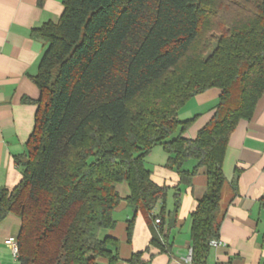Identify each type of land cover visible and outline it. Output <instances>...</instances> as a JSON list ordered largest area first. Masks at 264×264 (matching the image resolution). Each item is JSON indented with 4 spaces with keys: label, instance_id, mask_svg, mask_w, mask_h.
<instances>
[{
    "label": "trees",
    "instance_id": "16d2710c",
    "mask_svg": "<svg viewBox=\"0 0 264 264\" xmlns=\"http://www.w3.org/2000/svg\"><path fill=\"white\" fill-rule=\"evenodd\" d=\"M226 2L62 0L56 23L31 30L45 44L31 77L39 92L28 101L34 126L14 159L19 183L0 188V222L9 214L20 220L19 264L117 263V242L98 235L115 226L120 183L133 215H150L161 202L150 245L164 251L161 226L165 219L167 230L176 226L181 189L199 169L207 185L190 215V264H207L223 218L229 137L264 94V0ZM211 88L220 90L212 118L195 139L184 138L194 118L181 121L178 111ZM156 146L179 177L167 214L168 189L151 181L145 161ZM132 227L133 217L128 239ZM141 255L129 264H147Z\"/></svg>",
    "mask_w": 264,
    "mask_h": 264
},
{
    "label": "crops",
    "instance_id": "0c3cea01",
    "mask_svg": "<svg viewBox=\"0 0 264 264\" xmlns=\"http://www.w3.org/2000/svg\"><path fill=\"white\" fill-rule=\"evenodd\" d=\"M62 0H0V188L11 190L21 179L15 164L17 156L25 154V144L34 126L39 98L37 87L31 80L38 69L45 44L30 35L32 29L60 18ZM220 90L211 88L191 98L179 111L181 121L194 118L183 137L195 139L212 118ZM25 100V102H24ZM229 137L222 162L225 184L221 192L220 210L223 218L218 241L224 247L210 250L207 264H264V94L256 103L254 114L248 121H239ZM167 154L160 146L151 149L145 161L151 181L168 189L164 202L165 213L172 210V191L179 185L176 172L164 168ZM194 163L189 162L191 169ZM237 175L236 190L232 183ZM207 185L203 169L192 178L191 185L181 189L176 226L167 230L164 220L163 233L167 248L160 251L150 245L157 226L152 218L160 212L158 202L150 215L133 210L125 199L129 195L126 183L116 185L121 201L114 209L115 226L102 230L98 237L115 240L118 261L129 264L132 255L142 253L147 264H188L191 256L189 240L190 215ZM133 217L131 236L127 226ZM20 220L9 214L0 222V264H19L7 245L8 238H16ZM114 252L113 248H110ZM106 264L107 260L99 259Z\"/></svg>",
    "mask_w": 264,
    "mask_h": 264
},
{
    "label": "built area",
    "instance_id": "2783aa9c",
    "mask_svg": "<svg viewBox=\"0 0 264 264\" xmlns=\"http://www.w3.org/2000/svg\"><path fill=\"white\" fill-rule=\"evenodd\" d=\"M154 224L158 225L159 221L155 220ZM7 245L9 247L10 251H11V254H12L13 258L17 260V257H18V245H17L16 238H8ZM209 246L211 248H216V247H221V246L224 247L225 245L223 243L219 242L218 240H212V241L209 242ZM186 262L188 264L191 263L190 257H188L186 259Z\"/></svg>",
    "mask_w": 264,
    "mask_h": 264
},
{
    "label": "rangeland",
    "instance_id": "374dc122",
    "mask_svg": "<svg viewBox=\"0 0 264 264\" xmlns=\"http://www.w3.org/2000/svg\"><path fill=\"white\" fill-rule=\"evenodd\" d=\"M231 0H228V2H230ZM228 2H226V3H228ZM233 2V1H232ZM229 8V11H228V13H227V18H229L232 14H233V12H234V8H235V5H230V7H228ZM230 19V18H229Z\"/></svg>",
    "mask_w": 264,
    "mask_h": 264
}]
</instances>
